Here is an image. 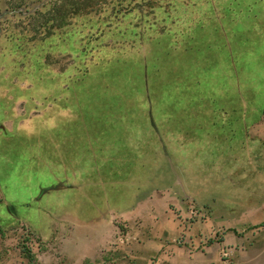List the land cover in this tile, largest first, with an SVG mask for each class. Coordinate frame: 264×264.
Returning <instances> with one entry per match:
<instances>
[{
    "label": "rangeland",
    "instance_id": "1",
    "mask_svg": "<svg viewBox=\"0 0 264 264\" xmlns=\"http://www.w3.org/2000/svg\"><path fill=\"white\" fill-rule=\"evenodd\" d=\"M13 1L0 0V191L15 213L21 218L22 203L52 183L34 155L46 118L59 113L55 107L83 98L92 105L136 101L137 93L111 92L141 87L149 72L152 86L187 88L184 114L196 120L192 131L200 142L184 163L210 185L203 191L216 195L228 184L207 206L187 202L183 215L169 207L176 228L171 264L176 257L178 264H264V0H118L124 5L118 15L84 11L73 27L32 43L24 36L38 37L49 4L63 0H30L28 9L6 10ZM128 4L134 10L126 15ZM144 55L147 73L137 63L112 67L117 59ZM98 85L107 88L87 94ZM21 234L31 262L41 245Z\"/></svg>",
    "mask_w": 264,
    "mask_h": 264
},
{
    "label": "crops",
    "instance_id": "2",
    "mask_svg": "<svg viewBox=\"0 0 264 264\" xmlns=\"http://www.w3.org/2000/svg\"><path fill=\"white\" fill-rule=\"evenodd\" d=\"M142 60L118 67L144 68ZM113 90L139 98L105 105L83 98L55 107L59 113L44 124L48 128L34 155L40 173L51 171L52 183L40 185V197L22 203L21 218L0 191V264H171L169 242L176 228L169 207L183 215L187 202L204 207L225 195L226 181L212 195L203 191L210 185L201 182L195 166L184 163L200 142L192 131L196 120L185 118V103L155 97L169 92L146 82ZM4 206L10 212L3 213ZM21 231L41 245L32 263L20 247Z\"/></svg>",
    "mask_w": 264,
    "mask_h": 264
},
{
    "label": "trees",
    "instance_id": "3",
    "mask_svg": "<svg viewBox=\"0 0 264 264\" xmlns=\"http://www.w3.org/2000/svg\"><path fill=\"white\" fill-rule=\"evenodd\" d=\"M32 1V0H31ZM103 1V0H102ZM14 3L11 4V2L7 3L6 5V10H11V11H16L19 9H28L29 8V2L30 0H14ZM32 3V2H31ZM126 8H128L126 11V15L131 13L134 8L131 7V5H125ZM117 7V9H116ZM123 8V1H110L107 3H101L100 0L97 1H93V0H63L62 4L60 6L57 5H51L49 4L48 9L45 11V13H43L44 15H46L43 19V21L38 25L37 29L35 32H37V35H35V33H28L26 34L24 37V40L26 41V43H32V42H44L47 41L48 39H50L57 30H61V29H69L71 27H73V23L77 20L78 17L82 16V12L85 11V15L91 14L93 13V11L95 9H97V13H108L107 11L110 10V12L114 15H118L119 12L121 13L122 11L118 8ZM88 9H91V11L88 12ZM72 10V12L69 14V12ZM52 14H55V16H53ZM81 14V15H80ZM70 15V16H69ZM76 18V19H75ZM74 20V21H73ZM22 24V22H21ZM9 26L4 28V30H8ZM137 56H140L139 54ZM147 56L144 55V57L142 56L143 62H144V68L145 71L147 73L148 69V58H146ZM135 58H137L136 56H134L133 58L131 57L130 59H122V60H116V62L113 64V68L115 69L116 66L115 64L118 66L120 63H129L132 62L133 60H135ZM148 77H149V72L147 73V78H146V84L147 86L154 88V89H162L159 86H152L149 84L148 82ZM164 87V86H161ZM93 88V87H92ZM166 89V88H164ZM186 89L187 88H172L170 87V89H166V91H170L169 94H171V96H169L168 100L171 102L172 99H177L179 98V102H183L185 103L186 98L185 95L186 93ZM90 90V88H89ZM175 94L177 95L175 97ZM155 97L159 96V97H165V95L163 94H156L154 95ZM174 97V98H172ZM162 100V99H160ZM164 101H167L166 99H163ZM62 103V106L64 107V105L66 104ZM70 103V102H68ZM77 102L73 103L76 104ZM186 104V103H185ZM61 105V104H60ZM58 105V106H60ZM50 118V117H49ZM49 118H46L47 120ZM2 120V119H1ZM0 120V123H1ZM42 122V121H40ZM0 132H3V129H0Z\"/></svg>",
    "mask_w": 264,
    "mask_h": 264
}]
</instances>
